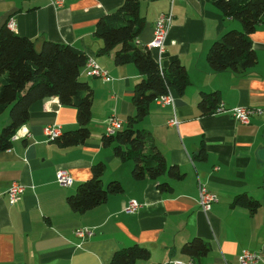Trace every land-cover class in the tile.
<instances>
[{"label": "crops", "instance_id": "crops-1", "mask_svg": "<svg viewBox=\"0 0 264 264\" xmlns=\"http://www.w3.org/2000/svg\"><path fill=\"white\" fill-rule=\"evenodd\" d=\"M54 1L0 0V27L11 20L9 30L35 42L37 49L42 40L73 46L93 57L112 80L85 77L93 91L85 143L61 148L45 136L47 126H58L61 133L78 126L76 110L51 97L31 105L28 121L12 137L10 148L0 152V264H108L116 251L131 246L149 252L138 264H238L243 251L259 254L256 264H264V164L256 156L264 146V23L250 35L256 64L241 74L215 73L206 61L209 46L223 33L241 30L238 21L224 19L208 0L140 3L145 23L136 41L141 46L150 43L155 21L171 11L161 62L165 67L178 60L190 85L182 94L168 91L173 106L151 104L135 126L151 133L167 165L177 166L182 179L136 180L132 162H121L112 146L101 142L109 115L124 122L132 116L133 88L144 78L132 64H114L115 50L99 52L102 41L95 25L125 0H65L59 7ZM201 92H216L226 109L250 107L263 113L247 125L229 113L203 116L197 107ZM174 117L179 124L168 126ZM8 122L7 113L1 114L0 129ZM201 148L204 158L198 157ZM98 162L105 164L102 185L118 181L122 192L109 194L104 203L84 213L71 210L66 198L90 179V167ZM62 170L72 178L67 188L55 182ZM12 182L21 184L23 191L10 204L6 193ZM159 183H168L172 191H158ZM200 184L217 197L206 213L196 202ZM238 195L260 202V207L249 213L233 206ZM131 200L140 208L127 214ZM78 229L90 230L93 236L81 239ZM193 238L208 244L205 257L181 254L182 245Z\"/></svg>", "mask_w": 264, "mask_h": 264}, {"label": "trees", "instance_id": "trees-1", "mask_svg": "<svg viewBox=\"0 0 264 264\" xmlns=\"http://www.w3.org/2000/svg\"><path fill=\"white\" fill-rule=\"evenodd\" d=\"M144 0H125L109 15L95 25V35L102 41L101 54L114 51L116 65L132 64L143 76L133 88L131 102L134 113L128 117L123 129L113 136H102L104 146H112V154L121 162H132V177L136 180L148 178L157 180L168 176L182 179L177 166L167 165L159 152L151 133L136 128L149 113V108L168 91L182 94L190 85L184 66L178 60L171 61L159 70L155 54L136 43L144 28L145 19L140 14V3ZM219 10L224 19L238 21L241 30H229L214 41L206 54V61L215 73L229 71L244 73L256 62L250 35L257 25L264 23V0H208ZM35 42L16 35L6 24L0 27V115L7 113L9 122L0 129V152L10 148L11 139L29 118L31 105L51 97L60 105L76 110L77 128L61 133L53 142L61 148L85 143L90 137L91 103L93 91L87 82L79 79L87 56L70 45L40 41ZM116 48H118L116 50ZM216 92H201L197 104L199 112L205 116L214 113L220 99ZM203 148L198 157L204 158ZM105 164L92 165L89 180L78 185L75 193L66 198L67 207L79 213L105 202L107 196L122 192L118 181L102 185ZM158 191L170 192L168 183H159ZM233 206L255 212L260 202L250 200L246 195H238L232 200ZM181 254L192 259L205 257L210 248L200 238H193L181 247ZM149 252L139 246H131L116 251L108 264H138L148 259Z\"/></svg>", "mask_w": 264, "mask_h": 264}, {"label": "built area", "instance_id": "built-area-1", "mask_svg": "<svg viewBox=\"0 0 264 264\" xmlns=\"http://www.w3.org/2000/svg\"><path fill=\"white\" fill-rule=\"evenodd\" d=\"M65 0H55L54 6L59 7L62 6ZM170 5L173 4L175 0H168ZM173 19V15L171 11H168L167 13L161 14L157 20L154 23L153 26V32H152V41L146 45H142L146 48V50H150L154 52L155 54V63L158 64L159 70H162L163 64H162V56L164 54L163 48H165V43L168 35L169 28L171 26V22ZM9 29H13L12 21L10 20L7 24ZM137 44L138 41H136ZM140 45V44H139ZM83 69L81 74L85 77H91V78H98L103 82H109L112 80L107 70L101 68L99 65H97L96 61L93 57H87L85 64L83 65ZM173 97L167 93L164 96H161L157 98V100H154L155 104L159 107H168L173 106ZM214 113H229L234 121H238V123H241L243 125L249 124L248 122L250 119L255 115H261L263 113L262 110H259L258 108H250V107H235L232 109H226L224 108L223 104L220 102L217 109L214 110ZM179 124V121L174 117L169 120L168 126H174L177 127ZM125 126V122L114 116V114L109 115V117L106 119L105 126H104V134L106 136H113L118 131L122 130ZM58 126H47L44 128V134L48 138V140L53 141L56 140L57 137L61 135V131ZM72 178L68 174L67 171L62 170L59 171L56 174V183L61 187H69ZM198 189V198H197V205L199 209L203 212H208L212 206V203H216L217 197L215 194L210 192L206 187L202 184L199 185ZM23 191V186L21 184H18V182H12L10 183V186L7 190L6 197L8 198V201L10 204L15 203L18 200V196L21 195ZM140 208V204H138L137 201L131 200L128 202L127 207L125 208V213L127 214H134L138 209ZM76 236H78L81 239L90 238L93 236V232L86 229H78L75 231ZM260 260V255L254 252L249 251H243V253L240 255L238 264H256ZM177 264V263H176Z\"/></svg>", "mask_w": 264, "mask_h": 264}, {"label": "water", "instance_id": "water-1", "mask_svg": "<svg viewBox=\"0 0 264 264\" xmlns=\"http://www.w3.org/2000/svg\"><path fill=\"white\" fill-rule=\"evenodd\" d=\"M262 135H263V140H264V133ZM256 156H257V159H258L257 161H259L262 164H264V146H262V148L260 147L257 150ZM261 187H263V190H264V176H263V182H262V186ZM263 201H264V196H263Z\"/></svg>", "mask_w": 264, "mask_h": 264}, {"label": "rangeland", "instance_id": "rangeland-1", "mask_svg": "<svg viewBox=\"0 0 264 264\" xmlns=\"http://www.w3.org/2000/svg\"><path fill=\"white\" fill-rule=\"evenodd\" d=\"M79 79H81L82 81H85L87 78H85V76L79 77Z\"/></svg>", "mask_w": 264, "mask_h": 264}]
</instances>
